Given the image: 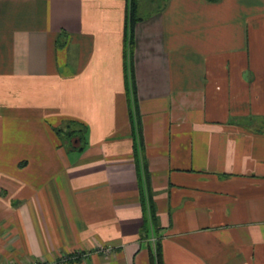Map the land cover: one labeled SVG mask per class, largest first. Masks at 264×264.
Segmentation results:
<instances>
[{
    "label": "crops",
    "instance_id": "crops-1",
    "mask_svg": "<svg viewBox=\"0 0 264 264\" xmlns=\"http://www.w3.org/2000/svg\"><path fill=\"white\" fill-rule=\"evenodd\" d=\"M129 5L0 0V264H151L138 166L162 264H264V0Z\"/></svg>",
    "mask_w": 264,
    "mask_h": 264
},
{
    "label": "trees",
    "instance_id": "trees-1",
    "mask_svg": "<svg viewBox=\"0 0 264 264\" xmlns=\"http://www.w3.org/2000/svg\"><path fill=\"white\" fill-rule=\"evenodd\" d=\"M138 16L136 14V0H130L129 13L127 20V31L125 34L124 41L132 47L133 39V27ZM129 37V40H127ZM127 50L125 49V55ZM127 66L125 62L124 73H125V88L126 95L129 103V110L131 112L130 101L135 99V87L133 80V67L129 64L130 73L127 72ZM55 134L58 136L63 144H67L69 149H75L81 151L85 143V130L86 126L72 119L64 120L63 124L53 128ZM74 140L78 141V144H74ZM145 167V166H144ZM141 174L140 166H138V185L140 191V203L144 215L143 224L140 228V236L145 239H149L151 235L155 237L154 253H151V264H162L161 258V243L159 240L160 227L156 221L155 205L152 198V191L148 182L147 174Z\"/></svg>",
    "mask_w": 264,
    "mask_h": 264
}]
</instances>
